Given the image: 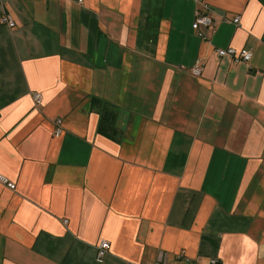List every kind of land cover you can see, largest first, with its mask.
Returning a JSON list of instances; mask_svg holds the SVG:
<instances>
[{
    "label": "crops",
    "instance_id": "1",
    "mask_svg": "<svg viewBox=\"0 0 264 264\" xmlns=\"http://www.w3.org/2000/svg\"><path fill=\"white\" fill-rule=\"evenodd\" d=\"M201 2L0 0V264H264V0Z\"/></svg>",
    "mask_w": 264,
    "mask_h": 264
},
{
    "label": "built area",
    "instance_id": "2",
    "mask_svg": "<svg viewBox=\"0 0 264 264\" xmlns=\"http://www.w3.org/2000/svg\"><path fill=\"white\" fill-rule=\"evenodd\" d=\"M199 7L195 9L194 15V29L197 33V35L200 37L201 40L207 41L208 37L205 34L206 31L211 30L213 28V18L209 14V7L206 4H203L201 0H194ZM0 21L7 25L8 27H13L14 22L11 20L10 16L7 13L2 12L0 15ZM235 25H238L239 17L234 16L231 20ZM216 54L219 57H228L234 62H247L251 58V50L247 48H240L235 49L233 47H226L223 49H216ZM202 70V64L199 60L195 62V64L191 67L190 73L193 76L200 75ZM33 100L36 105L41 104V96L39 93L33 94ZM62 122L60 119L55 120V127H54V135H58L61 131ZM0 182L5 184L9 189H14V184L10 181H7V179L0 175ZM109 242L106 239H101L96 246V256L95 260L98 263H101L103 260V257L106 255V253L109 250ZM153 264H165L164 255L162 252H159L157 254L156 260L153 262ZM190 264H197V263H190ZM207 264H221L220 260L216 257H211L208 259Z\"/></svg>",
    "mask_w": 264,
    "mask_h": 264
}]
</instances>
